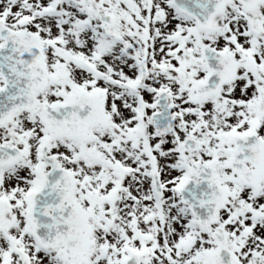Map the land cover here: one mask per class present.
Returning <instances> with one entry per match:
<instances>
[{"label":"snow or ice","instance_id":"1","mask_svg":"<svg viewBox=\"0 0 264 264\" xmlns=\"http://www.w3.org/2000/svg\"><path fill=\"white\" fill-rule=\"evenodd\" d=\"M0 264H264V0H0Z\"/></svg>","mask_w":264,"mask_h":264}]
</instances>
